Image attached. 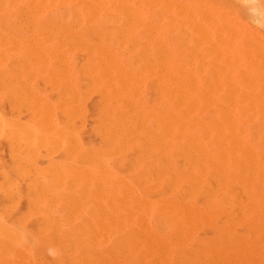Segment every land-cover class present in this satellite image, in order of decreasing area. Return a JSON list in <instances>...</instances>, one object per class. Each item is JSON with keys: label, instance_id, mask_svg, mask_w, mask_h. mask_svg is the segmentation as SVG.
Listing matches in <instances>:
<instances>
[{"label": "bare ground", "instance_id": "obj_1", "mask_svg": "<svg viewBox=\"0 0 264 264\" xmlns=\"http://www.w3.org/2000/svg\"><path fill=\"white\" fill-rule=\"evenodd\" d=\"M238 7L245 9L247 20H243L236 14L235 8ZM2 16H14L17 18L28 17L31 18V20H27V23L29 25L64 23V21L50 22L48 20L32 18L46 19L48 17H58L57 19L59 20L61 17H74L76 21V17H81L86 18L82 20V23L84 24L83 26L93 23V21L95 20L92 21V18L95 17H114L113 19L120 17L122 18V25L123 23L130 24L133 26H138L139 28H142L147 24H149L148 27L150 28L153 27L150 25H155L150 24L152 22L146 20V17H154L155 19H157L156 22L158 23V29L154 28L155 32L153 34L150 31L148 32V35H145L146 29L144 31L143 27V31L145 33L142 34L145 37L138 40L137 43H133L136 45L140 44L142 46L150 44V47L151 44L156 43L157 46L154 49L156 50L157 48L156 51H159V54L157 55H159L158 60L159 64L161 65L160 69L162 75L155 76H161V78L163 79L159 80L158 82L156 81V83H160L161 81H163V84H161V86L163 85V94L161 100H159L161 101V109H155L156 111L158 109L161 110L160 114H156V112L154 114H156L157 117L162 113V119H160V116L158 117L163 121V129L160 128L163 130L162 134L164 146L162 147V152H169V148H171L170 151H172L173 153V159L170 157L171 159L167 160L166 158L164 159V164L163 162L160 163L162 164V167L160 166V168H162L161 170H163L162 176L164 177V179L166 178L169 181L170 185H168V183L164 184H167V187L170 186L168 190H172L173 196L171 198L161 197V204L159 205L160 216L158 222H150L148 220L143 221V218L141 217V215H139L142 219H139L140 221H138L137 218L139 217H137L134 218L135 220L137 219V221L132 220L133 222H128L125 220L121 221L120 218V221H115L109 218L108 220H101L100 218L103 217H100L99 219L92 218L94 221L63 223V240H65V264H124L121 258H124L125 256H127V261L131 260V258L133 257V263H130L132 262L130 261V264H264V0H0V17ZM0 23L2 22L0 21ZM119 23H121L120 20ZM71 26L72 25L70 24V29ZM133 26L130 28H133ZM63 27H59L57 29H61ZM85 28L87 27L85 26L84 29ZM48 29L45 28V30ZM4 32H1V35H4ZM58 32L60 31L58 30ZM63 33L65 34V32ZM1 37L4 38L3 36H0V38ZM130 37V40H132V38H135V36ZM128 39L129 38L127 37L126 41ZM7 40L9 41L8 38H5V42H7ZM16 40L18 39L16 38ZM43 41L47 42L49 40L43 39ZM21 43L22 45L25 44L24 46L28 47H31L30 45L44 44L43 42L30 41V39L29 41L28 39H21L20 44ZM28 43L30 45H27ZM102 43L103 42L100 41L98 43L95 42L94 44H97L98 46L101 44L103 46ZM3 44L6 45L5 43ZM0 45H2V43H0ZM13 46H15V44H13ZM9 48H12V46ZM29 49L32 48H26V51H32ZM94 50L97 51L96 48ZM142 52L147 51L142 50ZM30 53L32 54V52ZM152 55L154 56V54ZM41 56L37 57L39 58ZM32 57L35 59L34 56ZM88 57L91 58L89 55ZM102 57L104 58V55ZM40 60L44 62L43 59ZM91 60L93 59L91 58ZM83 61H81L82 64ZM85 63H87V61H85ZM20 65L21 63L18 64V66ZM151 66H154L153 62ZM157 67L159 68V66ZM98 68L101 67L98 66ZM85 69L82 70V72L85 71ZM102 69L104 70V68ZM151 69L155 70L152 67ZM51 72L53 73L54 71ZM120 72L125 73L126 71H123V69H121ZM52 73H50L49 75L53 76L51 75ZM29 76L31 75H28L27 77ZM65 76L67 77V75ZM113 77L115 78L117 76L114 75ZM61 78L58 77V79ZM127 78L124 80H127ZM64 80L66 79L64 78ZM47 82L50 81L47 80ZM138 83L139 82L137 81V84ZM64 85H66V83ZM118 86H120V84ZM12 87H14V85H12ZM68 87L71 86L69 85ZM109 89L112 91L111 88ZM136 89H133V91ZM109 92H107V94ZM67 97H69L68 94ZM103 98H105V96H103ZM124 99L128 98L124 97ZM111 105L115 106L114 104H110V106ZM63 108L67 109L66 107ZM124 109L127 108L125 107ZM102 111L105 110L103 109ZM108 113L109 112H107V114ZM42 117L44 118V115L41 116V118ZM112 117L115 118L114 115ZM142 117L145 118L146 116ZM144 118H142L141 120H144ZM45 120L50 121L48 120V118H45ZM41 122L44 123L45 121H42L41 119ZM107 122L108 121H106V123ZM4 124H6V122ZM47 125L49 126V124ZM157 126L159 128L160 125L157 124ZM108 131L112 132L111 130ZM133 132L134 134H136V130ZM129 133H131L130 130ZM141 136H143V134ZM155 136V140L156 138H159L158 136ZM106 137L109 138V135H106L104 138ZM108 138L106 139L109 141L110 139ZM138 140L140 139L138 138ZM47 143H49V141ZM159 145L161 146V144ZM118 146H120V143L118 144ZM162 148L159 147L156 150H161ZM106 151H104L103 153H105ZM114 151L115 150L111 152L113 153ZM123 155L125 154L123 153ZM160 155H163V153H161ZM94 165L96 166L97 164L94 163ZM105 168L106 167L104 166V169ZM68 169L69 168H67V170ZM97 169L98 167H96V170ZM70 170L71 169H69V171ZM49 171L50 170H48L47 172ZM37 174V176L43 175L42 173ZM25 175L26 174H24V176ZM80 177L81 176H79V182L81 179ZM51 178L53 177L51 176ZM77 178L78 177L76 175V177H74L73 179ZM64 182L67 181H65L64 179L63 183ZM57 183L59 182L57 181ZM126 183H128L129 187L132 185H129V182L127 181ZM81 185L83 184L81 183ZM123 186L128 189L127 185ZM47 187H49V185H47ZM164 187L163 189H165ZM35 189L37 188L35 187ZM118 189H120V186L118 187ZM129 190L130 189H128V191ZM134 190L132 189L131 191ZM37 191L39 192L40 189L38 188ZM95 191H97V189H95ZM76 193H78V191ZM95 193H93L92 195H94ZM124 193H126V191L120 194ZM87 194L89 195L90 193ZM88 195L86 197L89 199ZM38 197L41 196L38 195ZM140 197L142 198V196ZM29 198L27 197V199ZM45 198H47V196ZM45 198L42 200H45ZM58 198L60 199L63 197H59L58 195ZM52 199L49 200L50 203ZM71 199L73 200L74 198ZM32 200H34V198H32ZM46 201L48 200H45V202ZM156 201H158V199ZM67 202L64 203L68 204ZM50 203L46 202V204ZM65 204H63L62 206H64ZM94 204H92L93 206L91 207H94ZM9 205H12V203ZM107 208H109V206H107ZM121 208L122 207H120V209ZM97 209L96 211H98ZM63 211L65 212V210ZM64 212L63 214H65ZM71 213L74 212L71 211ZM93 213L98 214V212ZM102 213L106 214L107 216V213ZM126 214H128V212H126ZM129 214H131V212ZM29 215H31V213H29ZM67 215H69V213ZM41 216L42 215H40V217ZM131 217H133V215ZM53 219L55 218L53 217ZM53 223L48 222V224L51 225H53ZM12 233L15 232H13L12 230ZM201 233L206 235L202 236L200 235ZM7 240H9V238ZM14 241H16V239ZM8 244L10 245V243ZM6 245L7 244L5 243L4 246ZM31 246V248L34 247L33 245ZM50 246L51 245H49V247ZM9 250H11V248ZM18 253H15V255L12 254L14 258L16 257V255H19ZM20 254H22V252ZM41 257L42 256H40V258ZM23 259H20L19 257L18 261ZM12 261H15V259ZM27 262H29V260ZM6 263L9 264V262ZM47 263L50 264L51 262L48 261ZM61 264H63V262Z\"/></svg>", "mask_w": 264, "mask_h": 264}, {"label": "rangeland", "instance_id": "obj_2", "mask_svg": "<svg viewBox=\"0 0 264 264\" xmlns=\"http://www.w3.org/2000/svg\"><path fill=\"white\" fill-rule=\"evenodd\" d=\"M235 12L240 18H242L243 20H247L245 9L238 7L235 8ZM57 18L58 17H48L46 19L44 18H32V19L48 20L50 22L64 21V23L62 24L47 23V24L29 25L27 23V20H31V18L28 17H22V18L19 17L17 18L14 16L0 17V21L2 22L0 23V36L4 37V38L2 37L0 38L1 41L0 43H2V45H0V52H1L0 53V177H1L0 186H2L0 187V201H1L0 202V213H1L0 214V242H1L0 263L1 264H8L6 262H9V264H14V263L15 264H19V263L49 264L47 263L48 261L51 262L50 264H61L62 262L63 264H65V258H64L65 240H63L64 238L63 223L94 221L93 219L95 218L99 219L100 217H103L100 218L101 220L102 219L108 220L109 218L115 221H120L119 220L120 218L121 221L125 220L128 222L130 221L133 222V221H137V219L138 221H140L143 218V221L148 220L150 222H158L160 216L159 205L161 204V197L171 198L173 196L172 190H168L170 186L167 187V184H164V183H168V185H170L169 181L166 178L164 179V177L162 176L163 170H161L162 168H160V166L162 167V164L160 163L163 162L164 164V159L166 158L167 160L171 158L173 159V153L172 151H170L171 148H169L170 150L168 149L169 152L166 153L162 152L163 151L162 147L164 146L163 134H162L163 121L160 120L162 119L161 116L162 113L161 115H159L160 119L158 118L159 116L156 117V114H160L161 111L159 110L161 109V101L159 100H161L163 94L162 93L163 85L161 86V84H163V81H161L160 83H156V81L158 82L159 80H163V79L161 78V76H157V77L155 76V75H162L160 69L161 65L159 64V60H158L159 55H157L159 54V51L158 52L156 51L157 48L156 50L154 49L157 46L156 43L151 44V47L150 44H146V46L143 45L144 46L143 47L140 44L136 45L133 43V42L137 43L138 40L145 37L142 33L146 32L145 35H148V32L151 31V33L153 34L155 32L154 28L158 29V23L156 22L157 19H155L154 17H146L145 18L146 20L152 22L150 24H155V25H150L153 26L152 28L148 27L149 24L143 26L144 31L146 29V31L144 32L143 27L139 28L138 26H133L124 23L122 25V20H121L122 18L120 17L115 19H113L114 17L92 18V21L93 20L95 21H93V23L85 25L87 27L85 29L82 20L86 18L76 17L77 22L75 21L74 17H61L59 20ZM62 18L65 20H63ZM119 20L121 21V23H119ZM70 24L72 25L71 29H70ZM132 26L133 28H130ZM59 27H63L65 31L63 30V28L57 29ZM45 28L46 29L49 28V29L45 30ZM58 30L60 32H58ZM1 32L2 33L4 32V35H1L2 34ZM63 32H65V34ZM130 36L132 37L135 36L136 40L135 38H132L133 41L130 40L131 38ZM127 37L129 39L126 41ZM5 38H8L9 41L7 40V42H5ZM16 38L18 40H16ZM21 39H28V41L30 39V41H38L43 43L45 42L43 41V39L49 41L45 42L44 43L45 45L44 44L30 45L28 43L27 45L31 46L28 47V46H24L25 44L24 45H22V43L20 44ZM100 41L103 42L102 44L104 47L101 44L99 46L97 44H94L95 42L98 43ZM3 43H5L6 45H4ZM13 44H15V46H13ZM11 46L12 48H9ZM26 48L27 49L32 48L29 50H32L30 52H32L33 55L30 52L26 51ZM95 48L97 49L98 52L94 50ZM142 50L147 52H142ZM152 54H154V56ZM31 55L34 56L35 59ZM35 55L37 56L42 55V56L38 58ZM88 55L93 60H91V58H89ZM103 55L104 58L102 57ZM40 59H43L44 62L41 61ZM83 60L87 61V63H85V61ZM81 61H83V64ZM152 62L154 63V66H151ZM19 63H21L20 66H18ZM59 66L61 67V69ZM98 66H100L101 68H98ZM157 66H159V68ZM151 67L154 68L155 70L151 69ZM68 68L70 72L68 71ZM102 68H104V70ZM84 69L86 72L85 71L82 72V70ZM121 69H123V71L126 72L125 73L123 72L124 74L121 73L120 72ZM36 70L39 72H37ZM51 71H54L55 73L53 72L54 73L53 74ZM50 73H52L51 75L53 76H50L49 75ZM66 73H68L69 75ZM28 75L31 76L27 77ZM65 75H67V77ZM114 75L117 77L114 78L113 77ZM57 76L59 78L61 77L63 78L58 79ZM64 78L66 80H64ZM103 78H105L107 81ZM126 78L127 80H124ZM47 80L50 82H47ZM58 80H61L62 82ZM137 81L139 82L138 83L139 86L137 84ZM65 83L66 85L67 84L68 85L67 86L64 85ZM119 84L120 86H118ZM12 85H14V87H12ZM69 85L71 87H68ZM109 88H111L112 91ZM133 89L136 90L133 91ZM107 92L109 93L107 94ZM67 94L69 97H67ZM103 96H105V98H103ZM124 97H127L128 99H124ZM100 99L103 101H101ZM114 99H116L118 102ZM116 103H120V104H116ZM110 104H114L115 106L113 105L110 106ZM63 107H66L68 110ZM125 107L127 109H124ZM157 108L159 109L156 111L155 109ZM36 109H38L39 111ZM103 109L106 112L102 111ZM62 111L65 113H63ZM107 112L109 113L107 114ZM155 112L156 114H154ZM43 115L44 118L43 117L41 118V116ZM113 115L115 118L112 117ZM142 116H146V117L144 118ZM33 117H36L38 119ZM45 118H48V120L50 121H46ZM142 118H144V120H141ZM41 119L42 121L45 122L44 123L41 122ZM106 121H108L109 123L108 122L106 123ZM5 122L6 124H4ZM47 124H49V126ZM157 124L160 125L159 128ZM108 130H111L112 132H109ZM129 130L131 131V133H129ZM135 130H136L135 132L136 134H134L133 132ZM142 134L143 136H141ZM106 135H109V138L106 137L110 139L109 141L106 138H104ZM154 136L155 137L158 136L159 138H156L155 140ZM138 138L140 140H138ZM47 140L49 141V143H47L48 142ZM119 143L121 147L118 146ZM159 144H161V146ZM158 146L162 149L156 150L159 148ZM105 148L107 149V151ZM113 150L115 151L112 153L111 151ZM94 151L96 152V154ZM104 151L106 152L103 153ZM157 152L159 153L161 152L163 153V155H160L161 153L159 154ZM123 153L125 155H123ZM93 162L97 165L95 166ZM104 166L106 167L105 169ZM96 167H98L97 169L98 171L96 170ZM67 168L71 169L72 171L71 170L69 171V169L67 170ZM48 170L50 171L47 172ZM23 173L26 175L24 176ZM37 173L39 174L42 173L43 175L37 176L38 175ZM155 174L157 175V177ZM76 175L78 178L73 179L74 177H76ZM51 176L53 178H51ZM79 176H81L80 182H79ZM151 176H153L154 178ZM64 179L65 181L67 182L69 181V182L63 183ZM93 180H95L97 183ZM57 181L59 183H57ZM126 181L129 182V185L132 184L131 186L133 187L131 186L129 187ZM81 183L83 185H81ZM47 185H49V187H47ZM123 185H127L128 186L127 188L130 190L128 191V189H126V187ZM119 186L120 189H118ZM162 186L163 187L165 186L164 188L166 189L167 192L165 191V189H163ZM35 187L37 189L39 188L40 191L38 192L37 189H35ZM95 189H97V191H95ZM132 189L133 190L136 189V190L131 191ZM75 191L76 192L78 191V193L80 194L76 193ZM125 191L126 193L120 194ZM87 193L90 194L88 195ZM93 193H95L94 194L95 196L92 195ZM12 195H14L15 197ZM38 195L41 197H38ZM58 195L59 197H63L64 199L63 198L59 199ZM87 195L89 196V199L86 197ZM46 196L48 199L45 198ZM140 196H142V198ZM27 197L30 198L27 199ZM32 198H34V200H32ZM44 198L45 200H48L46 201L48 203H50L49 200L52 199L51 203L46 204L45 200H42ZM71 198L74 199L72 200ZM157 199L158 201H156ZM64 202H67L68 204H65ZM11 203L12 205H9ZM63 204L65 205L62 206ZM92 204H94V207H91L93 206ZM107 206H109V208H107ZM119 206L122 208L120 209ZM94 208L96 209L101 208V209H97L98 211H96V209ZM59 210L62 211L65 210V212L63 211L65 214H63V212ZM71 211L74 213H71ZM93 212H98V214L97 213L94 214ZM102 212L107 213V216ZM126 212H128V214H126ZM130 212L131 214H129ZM29 213H31V215H29ZM68 213L69 215H67ZM40 215L42 216L40 217ZM130 215L131 216L133 215V217H131ZM139 215H141L142 218ZM53 217L55 219H53ZM134 218L137 219L135 220ZM48 222L53 223V225L48 224ZM12 230L17 234L12 233ZM200 235L204 236L206 234L201 233ZM3 236L6 237L7 239L9 238V240L4 238ZM15 239L16 241H14ZM5 243L7 244L6 246H4ZM8 243H10V245ZM31 245H33L34 247L31 248L32 247ZM49 245L51 246L49 247ZM56 246H58L59 248ZM10 248L11 250H9ZM21 252L23 255L20 254ZM15 253L16 254L18 253L19 255H16V257L14 258L13 255H15ZM40 256L42 257L40 258ZM19 257L20 259H23L24 257V259L18 261ZM126 258L127 256L121 258L124 264H127L130 261H132L133 257L132 258L130 257L131 260L129 261H127L128 259L126 260ZM14 259L15 261H12ZM28 260L29 262H27ZM130 263H133V261Z\"/></svg>", "mask_w": 264, "mask_h": 264}]
</instances>
